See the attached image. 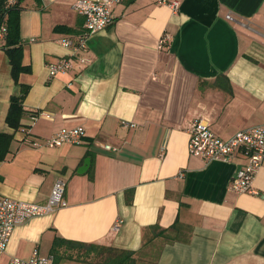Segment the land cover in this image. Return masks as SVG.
Instances as JSON below:
<instances>
[{"label":"crops","instance_id":"0c3cea01","mask_svg":"<svg viewBox=\"0 0 264 264\" xmlns=\"http://www.w3.org/2000/svg\"><path fill=\"white\" fill-rule=\"evenodd\" d=\"M75 1H20L29 72L18 84L0 48V132L13 136L0 162V196L46 204L61 181L67 203L16 226L0 264L34 252L53 258L57 240L133 252L135 264H264V162L253 193L236 194L229 186L240 155L204 162L187 148L197 118L222 140L264 128V0H167L176 10L161 0H123L111 25L72 55L84 33ZM61 59L71 69L51 77L49 65ZM20 86L28 93L13 130L5 119ZM75 127L85 131L79 144L43 145ZM98 260L60 245L53 264Z\"/></svg>","mask_w":264,"mask_h":264},{"label":"built area","instance_id":"2783aa9c","mask_svg":"<svg viewBox=\"0 0 264 264\" xmlns=\"http://www.w3.org/2000/svg\"><path fill=\"white\" fill-rule=\"evenodd\" d=\"M123 0H76L72 9L84 18V33L79 39L77 47L71 51L73 55L76 51L86 50L87 38L95 33L105 30L113 22V8ZM9 0V3H13ZM161 3L169 5L173 10L178 8V2H168L161 0ZM228 20H233L230 15ZM5 33V28L0 27V41ZM164 36L159 42L161 48L167 41ZM61 44L67 48L73 47L71 40H63ZM71 69V64L66 59H61L56 64L48 67L49 75L56 74ZM44 118L50 119V115L41 114ZM35 118V116H34ZM188 153L190 156L201 159L204 162L222 161L229 162L236 155H240L244 162L243 166L236 172L231 180L229 189L236 194L253 193L251 184L254 176L264 162V128L250 127L239 130L228 140H222L216 136L211 128L208 119L197 118L189 125ZM85 136L82 127L64 128L59 130L43 145L49 148L59 147L65 144L76 145ZM105 150L116 152L115 148L105 146ZM182 176V175H181ZM65 184L57 181L50 193L46 204H32L24 201L13 200L0 196V258L6 250L14 228L25 223L33 217H39L54 213L57 209L67 205L65 199ZM114 230L118 229L115 225ZM10 264H53L52 257H40L37 252L27 260L22 261L13 258Z\"/></svg>","mask_w":264,"mask_h":264},{"label":"trees","instance_id":"16d2710c","mask_svg":"<svg viewBox=\"0 0 264 264\" xmlns=\"http://www.w3.org/2000/svg\"><path fill=\"white\" fill-rule=\"evenodd\" d=\"M13 3H9V0H0V27L5 23L6 27V41L0 47L3 49L8 57L9 64L11 66V76L16 84H18V77L21 73L29 72V68L22 66V46L19 38V3L21 0H13ZM28 93L27 86H20V92L17 96H12L9 101V108L6 115L5 122L10 129L17 130L21 127V119L23 116L22 103L25 96ZM13 136L7 133L0 132V162L4 161L9 152V147L12 142ZM161 231L159 234H162ZM75 246L88 253L93 252L95 258L99 259L97 264H135V253L118 251L114 248H103L95 245H81L74 244L67 241H55L52 248L53 260L58 258V247ZM54 262V261H53Z\"/></svg>","mask_w":264,"mask_h":264},{"label":"rangeland","instance_id":"374dc122","mask_svg":"<svg viewBox=\"0 0 264 264\" xmlns=\"http://www.w3.org/2000/svg\"><path fill=\"white\" fill-rule=\"evenodd\" d=\"M98 262H99V260H98Z\"/></svg>","mask_w":264,"mask_h":264}]
</instances>
